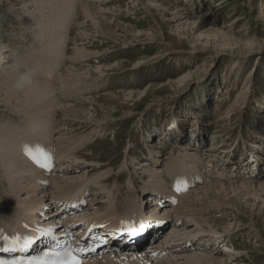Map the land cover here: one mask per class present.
Instances as JSON below:
<instances>
[{
  "label": "bare ground",
  "instance_id": "1",
  "mask_svg": "<svg viewBox=\"0 0 264 264\" xmlns=\"http://www.w3.org/2000/svg\"><path fill=\"white\" fill-rule=\"evenodd\" d=\"M94 2L104 3L105 5L112 2V0H81V2L79 0H28L23 6L27 17L18 16L15 14L14 9L9 8L10 16L0 21V31L6 29V24L14 23L18 25L13 31L11 30L13 33L10 32L9 37L16 36V33L20 32V28L24 32H31L32 36V44L27 52L22 53V57L19 58H16L15 48L13 47L17 45V39L23 36L22 33L24 32H20V36L15 39V44H6L0 40V105L4 106H1L3 109H9L8 112H14L8 114L18 120L17 124L12 120H4L0 123V188L2 194L5 195V197H0V236L10 235L9 233L18 234L20 230L28 233L27 238L33 243L30 244L28 251L23 253L25 259L22 257L17 258L19 261H25L24 264H27L29 260L44 257L46 252L58 254L55 257H47L49 260L67 261L69 253L49 250V247L43 246L41 236H54V233L59 235L62 231V236L67 235L69 237L72 235L70 232L81 226V222L91 220L111 229L114 226L110 222L114 221L115 216H127L130 213H135L138 217L147 214L146 219L139 217L143 219L141 225L147 226V220L155 223L153 226L149 224L150 227L147 226L143 232H139L144 237L142 243H136L132 239L122 236L120 239L110 241V247L100 253L76 258L79 264H242L240 260L241 250L232 246L220 250L218 246H214L217 245L221 237L223 240L228 239V236L232 235L234 231L237 232L245 226L250 229L254 228L252 222H248V224L241 227L235 222H226L238 218V215L232 216V218L227 214L225 208L228 206L232 209L231 212H237L236 209L242 212L239 203L235 205L236 199L242 198L244 202L249 201L252 203L251 208L254 205L256 206L255 203H258L257 214H261L264 206V180L258 182V180H255L258 177L256 175H253V177L249 175L250 179L246 180V175L249 173H244L242 178L237 179L239 172L247 170L249 161L231 163L228 156L231 151L225 150L223 152L222 150L219 153H224V155L216 154L217 150L222 148V145L218 144L217 149L211 147L202 150L201 153H197V150L196 154L188 153L185 147L181 150L177 149L176 157H174L175 155L168 156L169 161H166L164 170L158 167H155L156 169L150 168L151 165L147 162L139 163L140 165L138 164L136 169L144 176L141 178L142 181L144 180L141 191L147 192L142 199L146 200L148 198L150 202H154V206L151 205L152 208L149 209V212L146 210V203L135 207L133 204L127 206L126 201L125 203L124 201L119 202L124 194L122 189L113 190L116 187L113 184L105 187L108 183L116 181H112L113 175L106 178L107 173H100V171L103 170L102 168L105 170L112 163L96 160L95 168L89 172L85 169L83 174L78 173V167L74 168V166L80 165L81 161L84 162L86 158L92 156L91 154V156L76 155L83 142L80 133L90 130L91 135L96 136L98 130L104 128L102 126L104 119L92 115L93 110H95L93 105L95 99L82 95L85 92L86 86L83 83L88 71H84L80 67L84 61L92 60L93 55H96V53L87 50L84 47L86 43L76 44L75 41L72 42L70 39L72 31L78 29L77 17L75 16L76 9L79 8L83 18L88 19L93 24L96 23L98 15L111 14V10L102 7V4L95 6L96 9L93 10ZM184 6L183 4L180 7H171L170 3L162 4L161 1L155 5V8L161 12L163 7L169 8V10L173 8L174 11L178 12L179 17L183 14L187 17L193 11L184 8ZM28 13L30 14L27 15ZM196 20L197 18L192 17L185 20L184 23H195ZM72 27L73 30H71ZM14 32H16L15 35ZM133 35L139 36L140 34L137 32ZM69 39L70 42L68 43ZM161 41V38H159L157 42H154L160 45ZM10 59L12 61L14 59L15 65ZM61 64L64 65V69L55 78L56 72L54 70ZM85 66H89V64ZM234 67H238L237 69L240 70L242 67L241 62L233 63L231 69H234ZM103 68L98 65L91 66L89 71L97 73ZM29 71L32 73L31 84L23 89H17L15 84L19 76ZM238 73L237 71V76H235L231 88L236 86L238 82ZM54 80H57L58 83L52 84L51 81ZM93 81L95 82V80ZM228 92L225 94H228ZM122 93L124 96L127 95L124 92ZM228 99H230V96L220 101L221 103L218 106L220 115L219 118L216 117L218 122H231L232 118L237 119V122L241 121V114L236 112V106L229 104ZM0 111L4 112L5 110ZM105 113L109 112L106 111ZM131 114L125 115L123 119L132 118L133 115ZM106 115L110 116L111 114ZM168 116L162 119L164 121L160 127H166L171 133L179 129L177 124L179 120L176 119L174 113L170 112ZM109 119L112 118L109 117ZM134 122L136 126H139L143 120L135 118ZM48 125L53 126L54 134L43 132L42 128L47 130ZM168 128H171V130ZM220 128L222 131H226V134L233 130L230 126ZM214 130L217 133L216 129ZM221 130L219 132H222ZM74 132H78L77 137H73ZM169 132L166 133L165 129L159 136L162 137V133L168 135ZM129 137L131 139L130 135ZM53 139L55 145L50 144ZM235 139L236 136L229 143L232 144ZM175 140L179 145L183 144L186 139L176 134ZM241 142V148L243 146L246 148L247 145L255 147L251 141L242 139ZM245 144L247 145L245 146ZM144 146L147 147L146 151L153 161V163L151 162L153 166L158 164L160 162L158 157L163 148L155 150V147L150 148L147 143H144ZM37 150L44 155L49 152L54 155L55 171L53 170L54 167L52 168L48 162L47 170H45L33 163L28 154V158L23 156V153L33 151L31 156L35 157ZM193 150L196 151V149ZM214 153L216 156H214ZM123 155L125 162L120 166L118 165L120 170L122 168L127 169L128 162H133L136 159L132 147L125 148ZM97 159L101 160V157ZM127 160L128 162H126ZM40 162L44 161L41 160ZM226 164L228 166H225ZM253 165L256 168L254 171L257 170L258 175L262 174L264 163L253 160ZM200 167H208V169L220 167L222 171L216 169L210 173L209 170L210 180L194 187L200 183ZM94 169H99V171L94 172ZM227 169H229L228 172H226ZM86 172L88 174L93 172V175H85ZM234 174H237V176ZM118 175H115V177H118ZM131 180V178L128 179V186L127 184L124 185L127 192H133L130 186ZM92 182H94L95 189L101 191L102 195H106L107 198H100L99 194L94 198L88 196V184L92 185ZM93 194H96L95 190ZM38 195L40 196L38 197ZM96 199H98L97 202H95ZM101 199H103L102 202H100ZM105 199L107 200L105 201ZM160 204L162 205V213L156 215L155 213H157ZM58 205L61 208L60 211L55 209L52 213V208ZM175 206H179V208H174ZM72 210L77 211L71 213L73 214L71 217H64V220H62L60 215H67ZM252 216L254 215L252 214ZM181 217L183 218L181 224L176 226ZM168 219H172V225H170L171 221H168ZM155 224H162V226H154ZM190 225H193V227H190ZM138 226L139 224L136 225V227ZM166 226L170 227V231L165 235V238H162L161 242H158L156 237L160 232H163ZM112 234H115V232H112ZM54 237L58 239V237ZM78 237L81 238L82 235L80 234ZM46 242H48V239H46ZM76 242L77 239L73 241L74 244ZM213 243L214 246H212ZM49 246L56 250L53 243ZM3 249H5V246L0 240V253H5ZM72 251L77 255L79 250L77 246H74ZM3 256H6V254H3ZM2 261L6 264H13V256Z\"/></svg>",
  "mask_w": 264,
  "mask_h": 264
},
{
  "label": "rangeland",
  "instance_id": "2",
  "mask_svg": "<svg viewBox=\"0 0 264 264\" xmlns=\"http://www.w3.org/2000/svg\"><path fill=\"white\" fill-rule=\"evenodd\" d=\"M27 1L0 0V21L10 16L9 8L14 9L18 16H25L23 6ZM79 1L81 2V0ZM161 1L162 4L170 3L171 7H180L184 4V8H189L193 12L187 17L185 14L179 17L178 12L174 11L173 8L169 10V8L163 7L161 12L155 8V5ZM99 4L110 9L111 14L98 15L96 23L93 24L88 19L83 18L78 8L75 10L78 29L70 34L72 42L75 41L76 44L86 43L84 47L91 53H96L93 55L92 60L94 61H84L80 67V69L88 71L83 83L87 89H84L85 92L82 95L95 99L93 104L95 110H93L92 115L104 119V121L100 119L103 121L102 126L104 128L98 130L96 136L91 135L90 130L80 133L81 140L83 139L82 148L80 146L76 155L92 156L86 158L84 162L81 161L80 165L74 166V168L78 167V173L83 174L85 169L89 172L95 168L96 160L112 163L108 165L110 171L108 167L105 170L102 168L103 170L100 171V173H107L106 178L113 175L112 181H116L108 183L105 187L113 184L116 186L113 190L122 189L124 194L119 202L124 201L125 203L126 201L127 206L133 204L135 207L146 203L145 207L149 212L153 202H150L148 198L142 199L147 192L141 191V187L144 185V180L142 181L141 178L144 176L136 169L139 163L147 162L151 165L150 168L156 169L155 167H158L164 170L170 155L177 156V149L181 150L185 147L188 153L196 154L197 150V153H201L211 147L217 149L218 144H220L222 148L217 150L218 153L216 152V154L224 155L221 153L222 150L223 152L225 150L231 151L228 155L231 163L249 161L246 171L239 172L238 176L234 174L237 179L242 178L244 173H249L246 175V180L250 179L249 175L252 177L256 175L258 177L255 180L262 182L264 169L262 174L258 175L257 170L254 171L256 168L253 165V160L264 163V0H112L105 5L94 2L92 9L95 10V6ZM192 17L197 18L195 23H184L185 20ZM5 27L6 29L0 31V40L6 44H15V39L20 36V32H24L23 29L20 28L18 33L14 32L16 36L9 37L18 25L6 24ZM133 32H139L140 35L137 37L133 35ZM22 34L23 36L17 39V45L12 46L15 48L16 58L22 57L21 54L27 52L32 44L31 32L28 31L27 33L26 31ZM159 38L162 40L160 45L154 42H157ZM10 61L15 65L14 59L13 61L10 59ZM236 62H241L240 70L237 69L238 67L231 69L233 63L236 64ZM84 64H89V66ZM96 65L102 68L105 66V70L103 68V71L99 70L97 73L89 71L91 66ZM63 69L64 65L61 64L54 70L56 72L55 78L62 73ZM237 71L239 72L238 82L233 89L231 87L235 76H237ZM51 82L52 84L58 83L57 80ZM122 92L127 95L124 96ZM226 92L228 94H225ZM131 95L133 96L130 98ZM226 95L230 96L229 104L236 106V112L241 114L242 123L241 121L237 122L238 120H234V118L231 122H218L217 118L220 115L218 106L222 99L227 98ZM1 106L0 110L5 111H0V123L4 120L18 122L16 117H11L8 114L14 112H8L9 109H3L4 106ZM105 110L109 113H105ZM170 112L174 113L176 119L179 120L177 122L179 129L171 133L166 127H160L164 121L162 119L166 118ZM128 114L133 115V117L123 119ZM135 118L143 120L141 125L136 126ZM238 125L239 128L237 129ZM223 126H227V128L230 126L233 130L226 134V131H222L220 128ZM165 129L166 133L169 132L168 135L162 133L163 135L160 137L161 132ZM168 129L171 130V128ZM42 130L49 132V134L55 132L53 126L50 125H48L47 130L43 128ZM220 130L222 132H219ZM176 134L186 139L183 144L177 145ZM72 135L77 137L78 132H74ZM235 136V142L230 144L229 141H232ZM85 139L86 141H84ZM242 139L251 141L255 147L245 144V146L247 145L246 148L244 146L241 148ZM144 143L149 144L150 148L155 147V150L163 148V153L160 152L158 157L160 161L158 164L153 166V161L148 155ZM50 144L55 145V140L53 139ZM129 147L134 149L135 162H128L127 160L128 168L120 170L118 165L120 166L125 162L123 160L124 150ZM219 151L221 152L219 153ZM32 152H25L23 156L28 158L27 154L31 156ZM46 156L48 157L47 162L53 168L56 163L54 155L49 152ZM214 156H216L215 153ZM98 157H101V160H98ZM199 169L201 170L200 183L194 187L209 181V175L213 170L222 171L220 167L215 169L200 167ZM96 170L94 169V172ZM230 171L232 170L230 169ZM88 172L85 175H93V172L89 174ZM234 175L233 177L236 178ZM130 178L133 180H131L130 186L135 193L134 195L132 191H128L131 192L130 194L125 191L124 185L127 184L128 186L127 181ZM88 185L91 189L90 192L88 189V196L94 198L99 194L100 198H107L106 195H102L101 191L95 189L94 182L92 185ZM94 190L96 194H93ZM0 197H5L1 188ZM248 202H244L242 198L236 199L235 205L239 203L242 212L238 209H236L237 212H231L232 209L227 206L225 208L227 214L231 217L238 215V218L226 222H235L239 227L252 222L254 228L250 229L245 226L237 232L234 231L232 235L228 236V239L223 240L221 237L217 245L214 246L213 243L212 246H218L220 250L226 249L228 246L236 247L241 250L240 260L242 264H264V206L262 207L263 212L257 214L259 204L255 203L256 206L251 208L252 203ZM100 206L102 205L100 204ZM174 208H179V206ZM158 209L155 214L161 215L162 207H158ZM54 211L55 208L53 207L51 212L54 213ZM76 211L72 210V212H68L69 214H64L65 216L61 214L60 217L64 220V217L68 218V215ZM182 220L181 217L176 226L180 225ZM168 221H171L170 225L173 224L172 219H168ZM169 231L170 227L166 226L163 232L157 236V241L161 242Z\"/></svg>",
  "mask_w": 264,
  "mask_h": 264
},
{
  "label": "snow or ice",
  "instance_id": "3",
  "mask_svg": "<svg viewBox=\"0 0 264 264\" xmlns=\"http://www.w3.org/2000/svg\"><path fill=\"white\" fill-rule=\"evenodd\" d=\"M29 159H31L33 161V163H36L38 167H41V168H44L45 170H47L48 157L46 155H44L43 153H41L39 150H37V153H36L35 157L34 156H29ZM41 160H43L44 162H40ZM51 238L55 239L54 236L51 237ZM16 239L17 238L9 239L7 236H0V240H3V242L5 244L9 245L8 248L3 249V250H5V251H13V250H15L13 245H15ZM27 243L31 244L33 242L32 241H28ZM23 250H26V248L23 249ZM57 255L58 254L54 253V252H46V253H44V257L35 258V259H32V260H29V261H27V264H79V261L74 256H72L70 253L68 254V260L67 261L57 260V259H53V260L47 259V257H49V256L55 257ZM0 264H6V262L0 261ZM13 264H24V262L17 260L15 262H13Z\"/></svg>",
  "mask_w": 264,
  "mask_h": 264
},
{
  "label": "clouds",
  "instance_id": "4",
  "mask_svg": "<svg viewBox=\"0 0 264 264\" xmlns=\"http://www.w3.org/2000/svg\"><path fill=\"white\" fill-rule=\"evenodd\" d=\"M31 75L32 73L29 72H24L23 74H21L15 84V87L17 89H23L25 87H27L28 85L31 84Z\"/></svg>",
  "mask_w": 264,
  "mask_h": 264
}]
</instances>
